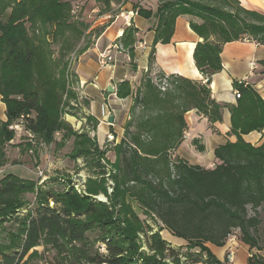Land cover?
<instances>
[{
	"label": "trees",
	"instance_id": "trees-1",
	"mask_svg": "<svg viewBox=\"0 0 264 264\" xmlns=\"http://www.w3.org/2000/svg\"><path fill=\"white\" fill-rule=\"evenodd\" d=\"M73 1L77 0H0V96L7 118L6 122L0 120V167L5 165L4 147L15 139L9 126L26 116L25 130L37 140L63 148L74 138L71 158L90 160V170L105 174L101 160L106 153L88 135L74 133L64 121L70 101L75 99L68 57L88 30L71 21ZM94 1L107 12L112 11L113 4L128 2ZM158 1V25L148 72L136 90L124 138L114 148L116 160L112 168L116 173L111 175L115 182L111 199L119 207L117 218L104 205L92 204L71 191L45 193L44 203L34 209L31 219L22 221L15 218L13 211L22 206L25 194L34 191L35 182L5 175L0 179V216L3 223L20 222L21 229L9 244L0 243V264H28L24 259L42 243L52 245L61 257L67 254L63 260L70 264L134 263L136 249L126 243L134 240L142 222L126 205L127 198L136 200L145 214L161 225V230L187 242L188 248L201 250V254L187 252L196 258L194 263L228 264L227 259L224 263L218 261L206 245L222 248L235 233L251 250H264L257 233L258 218L249 215L250 208L257 211L264 204V143L253 147L242 138L263 129L264 103H256L251 92L238 87L241 97L238 107L232 109V132L238 141L216 149L214 168L191 166L171 157L183 141L188 112L196 110L210 123L222 120L223 107L212 99L209 83L222 70L223 47L245 40L264 46V14L245 9L238 0ZM135 10L146 19L154 14L138 7ZM180 16H194L201 21L197 24L190 20L189 24L203 40L196 46L194 61L207 82L159 74L158 79L167 78L172 86L162 93L151 77L155 48L170 44L175 20ZM135 32L132 27L124 31L121 42L125 49L135 44ZM53 45L59 47L57 59L53 58ZM127 89L129 84L123 83L118 96L129 94ZM139 104L149 112L137 115ZM57 134L62 135L59 143L55 140ZM87 191L90 195H106L105 180H89ZM49 201L54 207L49 206ZM120 224L125 228H118ZM93 231L106 234L101 239L106 253L94 250L89 236ZM149 248L161 256L165 254V258L177 256V250L160 234L151 236ZM248 264H264V258L252 255Z\"/></svg>",
	"mask_w": 264,
	"mask_h": 264
},
{
	"label": "crops",
	"instance_id": "crops-1",
	"mask_svg": "<svg viewBox=\"0 0 264 264\" xmlns=\"http://www.w3.org/2000/svg\"><path fill=\"white\" fill-rule=\"evenodd\" d=\"M238 1L245 9L264 14V0ZM135 4L137 5L136 7ZM158 6V0H129L120 14H117L115 18L113 17L114 20L111 23L101 25L103 26L101 30L98 33H93L92 44L78 57L75 67V82L71 85L75 94V99L71 101L74 109L71 110L72 112L70 111L72 115L66 114L64 116V121L72 128L74 133L88 135L98 148L106 153L105 158L101 160L103 171H105L104 164H106V159L112 163L116 160L114 148L124 138L125 126L131 117L130 112L136 97V90L140 86L141 79L148 72L149 55L156 36L155 29L158 25V19L155 16ZM137 7L138 9L142 8L152 11L154 14L149 19L137 15L131 20V27L136 31L134 33L135 44L132 48H124V53H115V65L101 68L98 64L99 52L113 46L116 42L117 44H122L121 39L123 36H120L119 40L118 36L129 28L122 14L136 11L135 8L137 9ZM189 21L190 19L187 16L178 17L175 20L170 44H158L156 46L155 63L151 71L152 78L155 73H158L165 76L183 77L201 84L206 83L194 61L196 46L203 40L191 29ZM97 26H93L91 30H97L99 28ZM131 49H133V52H130ZM221 61L222 70L212 76L209 88L212 99L223 107L222 120L210 123L198 111L192 110L188 112L185 115L187 129L184 132L183 141L171 153L173 159H181L191 166L206 169L214 168L216 165V149L227 143H236L238 141L237 136L232 132V109L237 108L239 104V99L235 98L233 94L234 90H239L238 87L240 86L246 92H251V96L253 94L251 99L254 98L253 100L256 103L258 101L264 103L263 45L245 41L228 43L223 47ZM123 83L129 84V89H127L129 94L119 97L118 91ZM110 84L116 90L113 95L107 94V87ZM1 105L3 106L1 108L3 112L1 121L6 122V106L3 103ZM110 117L114 118L112 124L109 123ZM17 133L14 141L19 136ZM23 136L24 140L20 142L24 143L23 147L26 148L25 152L29 155H27L29 159L32 157L33 168L25 165L9 166L5 164L0 167V171H3L0 179L5 175L13 174L23 180L34 181L38 184L40 181L38 175L40 170L49 179H54L53 181H55L58 177H67L69 173L78 171L82 163L86 165V159L83 157L72 159L69 156L72 163H74L75 169L73 170L65 165L66 161L69 160L66 156L54 161L53 156L56 157V154L51 152L50 148L55 144L46 145L26 130H24ZM242 138L247 144L259 147L264 143V127L262 130H254L249 134L242 135ZM55 140L58 143L60 142L56 138ZM13 142L11 144H14ZM17 169L22 171L24 176L15 174L14 171ZM87 170L89 171V169ZM100 171L91 170L90 172L97 177V179L91 180L103 181L104 174L101 175ZM100 194L103 193L99 192L97 195ZM235 235L236 239L233 241L227 240L222 248L211 244H207L206 247L222 263L226 261L229 252L233 253L232 264H248L252 255H259L264 258V250H251L249 246L239 239L237 233ZM161 236L170 247L188 250L186 249L188 248L187 242L175 238L166 229L162 231Z\"/></svg>",
	"mask_w": 264,
	"mask_h": 264
},
{
	"label": "rangeland",
	"instance_id": "rangeland-1",
	"mask_svg": "<svg viewBox=\"0 0 264 264\" xmlns=\"http://www.w3.org/2000/svg\"><path fill=\"white\" fill-rule=\"evenodd\" d=\"M129 2V0H128ZM113 4L112 5V11L111 12H107L103 6L101 5H97L96 2L94 0H80V1H73V10L78 6L79 9L77 10L76 13L71 12L73 18L71 19L72 22L74 23H78V24H83L85 26L88 27V30L85 32L83 38L81 39V42L79 43L78 48L75 50V52H73L72 54L69 55L68 57V72L71 74L69 75V80L71 85L75 82V67L77 65L78 62V57L79 55L82 54L83 51H85L93 42V33H98L101 28L103 26L101 25H107V23H111V21H113V17L115 18L117 16V14H120L121 10L126 6V4ZM139 2V1H138ZM137 5L135 4V7ZM254 11V10H253ZM258 12V11H257ZM261 13V12H259ZM108 18V19H104V18ZM188 18L193 21L194 23L197 24H201V21L199 19H197L194 16H188ZM95 25H98L97 27H99L97 30L92 31L91 28ZM91 31V32H89ZM58 49L59 47L57 45H53L52 46V51L54 52V59H57L58 57ZM158 73H155L153 75V81L155 83V85L158 87V89L162 92V93H166L167 90L171 89L172 86L169 83V80L166 78L164 80L158 79ZM138 89V88H137ZM73 91V89H72ZM74 93V91H73ZM73 101V100H71ZM70 101V106L68 109H70V111L73 108L72 103ZM2 99L0 96V120L3 117V112L1 111V108L3 107L2 105ZM70 111L66 112V114H70L72 115V113H70ZM72 112V111H71ZM149 112V111H148ZM146 110L142 109V106L139 104L136 108V114L137 115H141V114H147L148 113ZM64 115V116H65ZM29 117H31V119L33 118V114L29 115ZM26 128H18L17 129V133L19 136L18 138L13 142L14 144H8L4 147V153H5V164L9 165V166H30V168H33V161H32V157H30L31 161L29 162V155L25 152L26 148H24V143H21L20 141H23V132ZM16 134V133H15ZM62 135L58 134L56 135V139L57 141H60ZM73 149V139H71L64 148H57L55 145H52V148H50L51 152H54L56 154V157L53 156L54 161H56L57 159H61L63 156H66L69 158V160L66 161L65 165L67 167L72 168L73 170L75 169V167L73 166L74 163H72L71 159H70V154L71 151ZM28 155V156H27ZM51 155H53L51 153ZM1 159V158H0ZM107 166L110 167L109 169V176L104 175V180L106 182V189H107V194L111 191H113V188H115V182L113 180V178L111 177V175L114 176V174L116 173L115 170L112 168L114 163L108 161L107 159L105 160ZM88 163L89 166H86L87 169H89L88 167H91V162L90 160L86 161V164ZM89 171H91L89 169ZM112 171V172H111ZM15 174L20 175V176H24L23 172L20 170H15L14 171ZM108 177V178H107ZM85 178V179H84ZM93 178H97L93 175ZM111 178V179H110ZM79 179V180H78ZM52 181L54 179H51ZM87 179L86 177H77V182L80 181L81 183H83L84 187L82 188L83 192L80 193L78 192L76 189L72 188V187H68L69 185H72L70 183H72L70 181V173L68 174L67 177H58L57 181H53L51 185H49L48 187H46L43 191H40L39 186H37V183H35V189L32 193L29 194H25L24 195V199H23V204L22 206L16 208L13 212L16 217H19V219H21L22 221H26L31 219V217L33 216V211L35 208H37L39 205H41L42 203V195H44L45 193H66V192H74L77 193L78 195H80V197L82 198H88L89 199V195H88V191H87ZM67 183V184H65ZM67 188V189H66ZM111 189V190H110ZM74 190V191H73ZM84 193V194H83ZM105 194H100V195H91L92 199H89V201L92 204H96V205H104L109 211H113L114 213V217L117 218V215H115V212H117L119 210V207L114 206V199H109L108 204L106 201H103L106 199ZM126 205L133 211V213L140 219V221L142 222V227L141 230L137 232V234H135V238L134 240L131 241V243H126L127 246H131L132 244L134 245V249L135 250V263L132 264H178L177 261H175V258H169V257H164L161 256L158 253H155L154 251H151L149 248V244H150V238L153 234H160V236L162 235V231L161 230V226L160 224H158L154 218H152V216H147L144 212V210L141 208V206L139 205V203L134 200V199H126ZM49 206L50 207H54V203L53 201H49ZM19 213H16L18 212ZM26 211V212H25ZM80 214L75 213V216L79 217ZM249 215L250 216H255L258 218L259 221V225L257 228V233H258V238L260 241V245L264 247V204L258 208L257 211L253 210L252 208L249 209ZM2 216H0V243H10L13 238L14 235L17 234L18 232H20L21 229V223L20 222H6L3 223L2 221ZM82 220H84V217H80ZM118 228L123 229L125 228V225H118ZM239 232V231H237ZM148 233H153L152 235L148 236ZM90 236V241L92 243H94L93 248L95 251L99 252V253H103L104 251L101 249V244L103 243V240H101L103 238V236L105 237L106 234L103 233V235L101 234V232L99 233V231H93L91 233H89ZM111 237V236H109ZM162 237V236H161ZM110 239V238H109ZM16 241V240H15ZM179 250H183V248H178ZM188 249V251H190V248H186ZM193 251H198L199 254H201V250H196V249H192ZM34 252V253H33ZM34 254V256L32 257V259H29V256L31 254ZM203 253V252H202ZM67 256V254H63V256H59L57 251L55 249L52 248V245H45V244H40L38 247L34 248L33 250L30 251V253L28 254V256L24 259V262L26 261L28 264H70V261L68 260H63L65 259ZM196 260V258H195ZM193 258V261H195Z\"/></svg>",
	"mask_w": 264,
	"mask_h": 264
},
{
	"label": "built area",
	"instance_id": "built-area-1",
	"mask_svg": "<svg viewBox=\"0 0 264 264\" xmlns=\"http://www.w3.org/2000/svg\"><path fill=\"white\" fill-rule=\"evenodd\" d=\"M78 9H79V7L77 6L73 10V13H76ZM137 15H138L137 11H131V12L122 14V17L125 20L126 25L128 27H131V20ZM108 18H111V17H108ZM120 36H123V32L119 34L118 40L120 39ZM245 42H248V41L245 40ZM115 53L116 54L117 53H124V52H117V42L113 46L108 47L107 49L99 52V54H98L99 66L101 68H107V67H111V66L115 65V63H116ZM233 94H234L235 98L240 99L241 93L239 90H234ZM27 120H28V117L21 116L16 122H14L13 124H11L9 126V130L17 133V128H26ZM104 169H105L104 175H109L110 167L107 166L106 164H104ZM2 175H3V171H0V176H2ZM38 175H39L40 181L38 182L37 186H39L40 191H43L46 187L51 185L53 181L51 179H49L42 170L39 171ZM77 177H86L87 179H90V180L91 179H94V180L97 179V178H93V173L88 171L86 168V165L83 163L80 165V169L78 171H73L70 173V180L72 182V185H77ZM56 181H57V179H56ZM114 189L115 188H113L112 192H109L108 194H106V199L103 200V201H106L107 204H108L109 199H111V197L114 193ZM88 195H89V199H92L91 195L89 193H88ZM16 213H19V211ZM152 234L153 233H148V236H150ZM235 239H236L235 234H232L228 237V241H233ZM101 249L104 251L103 253H106V248H105V245L103 243L101 244ZM174 249L177 250V256H175L174 258H175V261L178 262V264H203V263H194L193 258L190 257L191 255H189L187 253V252H191L194 254H199L198 251L195 252L193 250L188 251V250H179L177 248H174ZM196 250H198V249H196ZM227 260H228V264L233 263V253L232 252H229L227 254Z\"/></svg>",
	"mask_w": 264,
	"mask_h": 264
},
{
	"label": "bare ground",
	"instance_id": "bare-ground-1",
	"mask_svg": "<svg viewBox=\"0 0 264 264\" xmlns=\"http://www.w3.org/2000/svg\"><path fill=\"white\" fill-rule=\"evenodd\" d=\"M117 51L118 52H123L124 51V46L121 44V43H119V44H117ZM18 129V128H17ZM112 172V171H111ZM107 176V175H106ZM109 176V175H108ZM110 177V176H109ZM108 178V177H107ZM85 179V178H84ZM111 179V178H110ZM79 180V179H78ZM71 181V180H70ZM89 180H87V182H88ZM65 184H67V183H65ZM70 184H72V183H70ZM87 186V185H86ZM115 186V185H114ZM68 187H72V188H74V189H76L78 192H80V193H82L83 192V190H82V188L84 187V185H83V183H81L80 181H78L77 182V185H69L68 184ZM67 189V188H66ZM111 190V189H110ZM72 191V190H71ZM74 191V190H73ZM75 192V191H74ZM112 192V191H111ZM84 194V193H83ZM80 196V195H79ZM106 197V196H105ZM135 263V262H134ZM138 264V263H137ZM140 264V263H139ZM175 264V263H174Z\"/></svg>",
	"mask_w": 264,
	"mask_h": 264
},
{
	"label": "water",
	"instance_id": "water-1",
	"mask_svg": "<svg viewBox=\"0 0 264 264\" xmlns=\"http://www.w3.org/2000/svg\"><path fill=\"white\" fill-rule=\"evenodd\" d=\"M203 42V41H202ZM207 82V81H206ZM116 93V90H115V87L110 84L108 87H107V94H115ZM114 122V118L113 117H110L109 118V123L112 124Z\"/></svg>",
	"mask_w": 264,
	"mask_h": 264
}]
</instances>
